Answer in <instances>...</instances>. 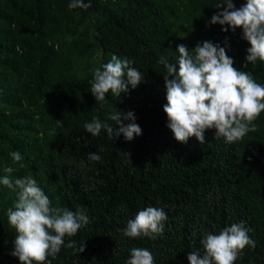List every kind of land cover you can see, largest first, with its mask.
Returning a JSON list of instances; mask_svg holds the SVG:
<instances>
[{"label": "trees", "instance_id": "16d2710c", "mask_svg": "<svg viewBox=\"0 0 264 264\" xmlns=\"http://www.w3.org/2000/svg\"><path fill=\"white\" fill-rule=\"evenodd\" d=\"M70 2L0 0V177L30 175L52 207L84 208L89 217L65 237L74 247L62 246L51 264H126L133 247L148 249L155 264H189L190 251L203 254L205 234L241 222L255 247L246 246L235 264H264V112L242 140L225 143L210 129L201 144L195 136L178 142L163 111L167 70L159 61L175 64L179 44L225 47L227 37L234 67L264 84V62H244L242 30L209 23L223 0H91L88 9L69 10ZM245 2L233 0L236 8ZM113 54L133 60L145 81L117 100L107 93L100 108L89 81ZM115 106L134 112L141 135L127 141L85 132V122L106 119ZM17 150L23 168L11 160ZM90 152L101 160L90 161ZM17 191L0 184V264H19L6 215ZM148 206L165 210L163 234L123 236L120 229Z\"/></svg>", "mask_w": 264, "mask_h": 264}, {"label": "clouds", "instance_id": "9594fccd", "mask_svg": "<svg viewBox=\"0 0 264 264\" xmlns=\"http://www.w3.org/2000/svg\"><path fill=\"white\" fill-rule=\"evenodd\" d=\"M90 6L91 0L87 3L71 0L67 5L69 10L88 9ZM215 8L222 10L211 16L210 24L226 25L221 28L223 32L242 30L241 38L249 45L244 62L253 65L257 61L264 62V0H246L239 8L233 0H223ZM224 43L225 47H221L219 43L206 40L198 42L191 50L179 44L175 49L178 53L175 64L169 63L166 57H160L159 62L167 70L163 75L166 126L180 143H187L190 137L195 136L203 144L205 131L215 129V139L223 138L225 143L234 144L249 132L257 131L254 121L264 112V84L258 83L250 72L234 67V59L226 52L227 37ZM132 65L133 60L113 54L107 63L93 70L90 92L100 108L107 104V93L110 92L117 100L121 93L127 94L145 81V75ZM117 109L113 107L104 120L93 116L90 122L84 123L85 132L97 137L103 130L110 140L122 134L127 141L141 135L142 129L135 122L134 112L125 113ZM108 121L115 122L114 126ZM98 152L88 153V159L100 161ZM10 157L13 163L23 160L18 150L12 151ZM19 167L25 165L19 163ZM13 171L11 166L4 168L5 173ZM0 184L18 189L17 199L6 215L16 233L10 255L18 258L19 264H51L48 258L54 259L62 246L74 247L75 241L65 244V237L75 236L89 223L86 209L71 211L52 207L49 197L30 175L14 182L5 175L0 177ZM167 218L163 208L148 206L139 210L120 231L125 237L154 239L163 234ZM250 230L241 222L225 226L218 234H205L200 242L203 254L190 251L187 254L189 264H235L246 246L255 247V241L248 235ZM75 250L83 252L84 242ZM126 264L155 262L148 249L133 247Z\"/></svg>", "mask_w": 264, "mask_h": 264}]
</instances>
